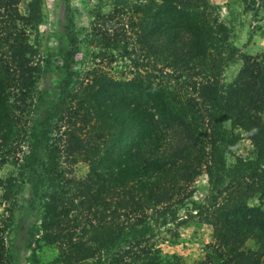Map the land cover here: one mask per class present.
Listing matches in <instances>:
<instances>
[{"label":"trees","instance_id":"16d2710c","mask_svg":"<svg viewBox=\"0 0 264 264\" xmlns=\"http://www.w3.org/2000/svg\"><path fill=\"white\" fill-rule=\"evenodd\" d=\"M109 1L77 27L65 0L45 52L43 0H0V171L14 167L0 174V264H18L8 235L25 185L40 215L29 233L59 264H180L162 245L192 222L216 230L196 264H264V52H242L235 29L240 15L262 21L264 0H235L230 19L209 0Z\"/></svg>","mask_w":264,"mask_h":264},{"label":"rangeland","instance_id":"374dc122","mask_svg":"<svg viewBox=\"0 0 264 264\" xmlns=\"http://www.w3.org/2000/svg\"><path fill=\"white\" fill-rule=\"evenodd\" d=\"M211 3L223 8L221 16L230 19L231 15L226 12V7L232 5L235 0H209ZM70 9L74 12L77 27L88 26L91 21V13L97 8L104 12L111 10L109 0H69ZM68 4L65 0H43V19L37 33V40L41 44L42 51L55 50L58 45L59 36L63 30L64 17ZM237 46L247 54H259L264 52V19L256 22L251 14L240 15L235 21ZM242 65L241 59L231 63L224 72V79L232 81L237 75ZM108 71L116 78H126L130 75L118 62L109 66ZM55 77L50 75L41 81V85L50 86ZM251 149L249 141H243L235 149L236 154L246 153ZM235 156H230L233 162ZM14 167L7 165L0 174L7 176ZM78 177H84L88 172V166L79 163L74 167ZM196 192L193 199L201 203L209 194L210 185L206 174L201 175L195 182ZM30 185H25L19 192L14 207L13 225L8 235L10 244L19 256L18 264H59L56 263L58 250L43 241L37 239V229H34L32 236L29 229L35 227L40 220V215L28 209L27 200L30 196ZM253 203H259L254 199ZM6 215V206L0 203V220ZM216 230L214 227L204 223H189L181 228V238L174 244H163V255L166 257L174 256L180 264H196L205 254L208 243L213 242ZM250 244H252L250 242Z\"/></svg>","mask_w":264,"mask_h":264}]
</instances>
